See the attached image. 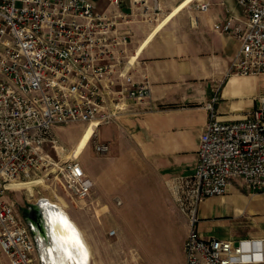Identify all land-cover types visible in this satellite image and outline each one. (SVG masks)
<instances>
[{"label":"built area","instance_id":"obj_1","mask_svg":"<svg viewBox=\"0 0 264 264\" xmlns=\"http://www.w3.org/2000/svg\"><path fill=\"white\" fill-rule=\"evenodd\" d=\"M123 0H111L119 4ZM244 16L228 17L214 28L234 35L239 46L226 75L264 74V0H236ZM208 2L194 7L207 10ZM160 11L153 0H132L128 13L97 11L89 0H0V257L10 264H41L31 230L7 198L10 189L53 163L55 178L68 195L92 194V182L79 160L54 162L52 128L63 122L111 123L132 105L150 103V82L129 80V34L119 31L132 16L151 21ZM127 79V81H125ZM207 103L209 117L198 139L191 176L169 178L190 229L184 241L185 264L264 262V240L203 238L196 229V209L206 197L224 194L233 177L250 190L264 191V94L249 116L223 121ZM98 154L107 142L94 140ZM114 229L110 234H114ZM255 252L260 256L255 258Z\"/></svg>","mask_w":264,"mask_h":264},{"label":"crops","instance_id":"obj_2","mask_svg":"<svg viewBox=\"0 0 264 264\" xmlns=\"http://www.w3.org/2000/svg\"><path fill=\"white\" fill-rule=\"evenodd\" d=\"M89 1L97 11L128 13L132 0L119 4ZM182 1L156 0L160 11L154 20L132 16L130 22L118 26L119 31L129 34L128 55L136 56L126 66L128 78L149 79L153 108L132 105L111 123L94 126L78 158L82 165L81 158L89 145L91 154L101 155L93 148L94 140L109 144L108 152L103 154L104 167L100 161L82 166L92 182V194L105 201L106 212L116 213L118 231L124 230L121 224L127 223V212L161 214L158 218L162 229L152 241L154 246L159 245L158 264H185L189 216L181 210L166 180L194 173L199 135L209 117L207 103L216 96L213 106L218 118L236 120L249 116L264 94V74L226 75L239 41L234 35L216 30L214 24L232 17L244 26L236 0H191L160 24ZM200 1L209 3L207 10L194 7ZM71 123L81 124L82 129L76 131L70 143H64L67 150L89 123L68 121L52 128L58 136ZM54 151L59 153L57 147ZM196 216L195 226L203 238L264 240V191L250 190L242 178L233 177L224 194L206 197L198 204Z\"/></svg>","mask_w":264,"mask_h":264},{"label":"rangeland","instance_id":"obj_3","mask_svg":"<svg viewBox=\"0 0 264 264\" xmlns=\"http://www.w3.org/2000/svg\"><path fill=\"white\" fill-rule=\"evenodd\" d=\"M84 128V127H83ZM82 129L81 124H67L63 132L59 133L58 152L49 147L54 162L58 165L71 160L66 155H61V148L68 149L71 138L76 131ZM55 134V133H54ZM57 144V145H58ZM90 145L81 158L82 166L87 163L101 162L105 166L106 159L103 154H91ZM87 159H84L86 158ZM78 160V159H77ZM55 165L51 163L48 168L42 169L31 177H41L42 182L32 185V190L19 185L8 192L7 196L17 207L21 216H24L29 203L35 202L40 197H48L52 201L62 202L66 210L76 220L84 232L90 246L91 258L89 264H158L159 245L154 246L153 239L160 234L162 223L157 212H127L129 219L122 223L124 230H116L120 220L116 213L106 212L105 201L94 194L82 199L72 198L65 190L63 178H55ZM34 190V191H33ZM28 191V192H27ZM30 192V193H29ZM66 202V203H65ZM163 216H166L163 213ZM164 222V220H162ZM115 229L116 233L110 234ZM157 243V242H156ZM0 264H10L6 256L0 257Z\"/></svg>","mask_w":264,"mask_h":264},{"label":"bare ground","instance_id":"obj_4","mask_svg":"<svg viewBox=\"0 0 264 264\" xmlns=\"http://www.w3.org/2000/svg\"><path fill=\"white\" fill-rule=\"evenodd\" d=\"M189 1L191 0H183L182 2H179L177 6L172 8V10L164 16L160 24H163L165 21L169 20V18L172 15H174L176 12H178L184 6H186ZM93 132H94V123L86 125L83 128L77 141L69 148V150L65 151L64 150L65 148H61L62 155H66V157L70 159H78L79 154L81 153L85 144H87V142L91 138ZM56 147L60 148L59 144ZM42 181L43 179L41 177L34 176V177H30L29 179L22 180L21 182H19V184L22 187L27 188L28 190L31 191L32 190L31 187L33 184ZM40 198L46 200L48 204H52V206H55L53 212L56 213L55 218H56V222L59 225V227L56 228V230L60 231V234L59 233L56 234L57 237L55 239L57 241L58 246L61 247L63 253H65V256L68 259L67 260L68 263L89 264L91 258V251L89 248L90 246L88 245V242L85 238L84 232L81 230V227L78 226L74 218L66 210L64 203L60 201L59 202L52 201L48 197H40ZM65 243H67V245ZM245 244H250V245L254 244L255 247L258 246L256 240H254V242L246 241ZM51 253L49 255L51 257L53 264H60L58 260L56 263V260L54 259L53 254L51 255ZM259 256H260V252H255V258H258ZM84 260L86 262L83 263Z\"/></svg>","mask_w":264,"mask_h":264},{"label":"water","instance_id":"obj_5","mask_svg":"<svg viewBox=\"0 0 264 264\" xmlns=\"http://www.w3.org/2000/svg\"><path fill=\"white\" fill-rule=\"evenodd\" d=\"M54 208L55 206L48 204L46 200L38 198L27 206L24 220L35 240L37 255L41 264H53L49 255L51 252L56 263L58 260L60 264H69L65 253H63L55 239L56 234H60V231L56 230L59 225L56 222V213L53 212ZM65 244L67 245V243ZM86 261L84 260L83 263Z\"/></svg>","mask_w":264,"mask_h":264}]
</instances>
